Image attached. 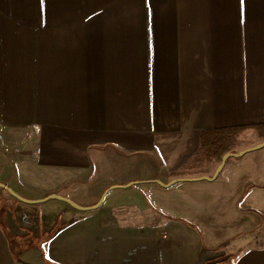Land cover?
Listing matches in <instances>:
<instances>
[{
	"label": "crops",
	"instance_id": "crops-1",
	"mask_svg": "<svg viewBox=\"0 0 264 264\" xmlns=\"http://www.w3.org/2000/svg\"><path fill=\"white\" fill-rule=\"evenodd\" d=\"M261 126L264 0H0V184L31 201L0 188V264H264L151 202L217 180L203 132Z\"/></svg>",
	"mask_w": 264,
	"mask_h": 264
},
{
	"label": "rangeland",
	"instance_id": "rangeland-1",
	"mask_svg": "<svg viewBox=\"0 0 264 264\" xmlns=\"http://www.w3.org/2000/svg\"><path fill=\"white\" fill-rule=\"evenodd\" d=\"M233 136L234 140L232 139L233 142H230L228 147L231 154L260 144L264 140V129L239 131ZM201 154L204 157V166L213 173L221 162V155L208 150L207 147L202 148ZM88 194L89 197L93 195L92 192ZM237 197H240L238 202ZM93 198L94 196L90 197L88 202ZM160 200L163 202L152 199L151 202L158 207L162 206L168 212H173L175 208L181 211L182 218L190 220L200 231L205 244L215 249V261L235 257L238 250L240 253L264 246V148L239 158L228 159L215 182L180 184L163 194ZM130 202L137 206L145 204V200L139 199L136 194ZM130 202L126 200L123 204L129 205ZM7 209L8 206H5V210L0 209V213H7ZM35 212L37 222L42 225L45 220L51 219V216H43L44 206H37ZM30 222L22 227L36 237L38 227ZM45 235L40 237L44 238ZM41 242L39 238L21 241L11 238L12 246L19 249L36 246Z\"/></svg>",
	"mask_w": 264,
	"mask_h": 264
},
{
	"label": "trees",
	"instance_id": "trees-1",
	"mask_svg": "<svg viewBox=\"0 0 264 264\" xmlns=\"http://www.w3.org/2000/svg\"><path fill=\"white\" fill-rule=\"evenodd\" d=\"M256 129H264V126L257 127ZM246 129L236 128V129H222L205 131L201 134L202 148L207 147L208 150L218 153V155H223L229 153V144L233 142L235 133L239 131H244ZM232 136V138H231ZM233 139V140H232ZM217 262L216 264H220Z\"/></svg>",
	"mask_w": 264,
	"mask_h": 264
},
{
	"label": "water",
	"instance_id": "water-1",
	"mask_svg": "<svg viewBox=\"0 0 264 264\" xmlns=\"http://www.w3.org/2000/svg\"><path fill=\"white\" fill-rule=\"evenodd\" d=\"M262 148H264V140L260 144L256 145L255 147L249 148V149L241 151L239 153H235V154L227 153V154H225L222 157L219 166L217 167L215 175L212 177V179L206 178V180H208V181L214 180L218 176V174L221 172V170L223 169V167H224V165H225V163L227 162L228 159H230V158H239V157L245 155L246 153L257 151V150H260ZM0 188H2L3 190L7 191L12 197L18 199L19 201H22V202H25V203H31V201L24 200L23 198L18 196L15 192H13L10 188L6 187L5 185L0 184ZM51 198H55V199H58L60 201H63L65 203H67L68 205H70L71 207H73L75 209H78V210H81V211H90V210L96 209V207H97V206H95V207H91V208H81V207L77 206L75 203H73V202H71L69 200H66L64 198H61L59 196H52ZM40 202H42V201H33V203H40Z\"/></svg>",
	"mask_w": 264,
	"mask_h": 264
}]
</instances>
